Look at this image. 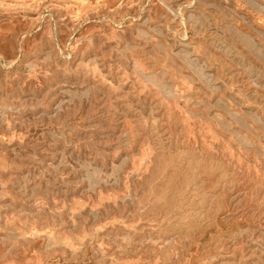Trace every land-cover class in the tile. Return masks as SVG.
Listing matches in <instances>:
<instances>
[{
  "label": "rangeland",
  "instance_id": "374dc122",
  "mask_svg": "<svg viewBox=\"0 0 264 264\" xmlns=\"http://www.w3.org/2000/svg\"><path fill=\"white\" fill-rule=\"evenodd\" d=\"M15 243L264 264V0H0L4 264Z\"/></svg>",
  "mask_w": 264,
  "mask_h": 264
},
{
  "label": "crops",
  "instance_id": "0c3cea01",
  "mask_svg": "<svg viewBox=\"0 0 264 264\" xmlns=\"http://www.w3.org/2000/svg\"><path fill=\"white\" fill-rule=\"evenodd\" d=\"M14 246H15V249H13L11 253V255H13L12 257L13 259H12V263L10 264H28V263H25L26 259H28V256L26 252H24V248H20L19 243H15ZM36 249L38 251H41L42 255H45L44 247H41V245H38ZM0 264H4V261L1 259H0Z\"/></svg>",
  "mask_w": 264,
  "mask_h": 264
}]
</instances>
